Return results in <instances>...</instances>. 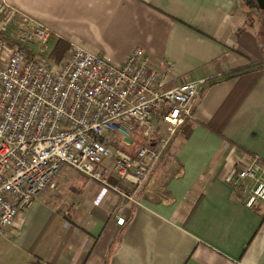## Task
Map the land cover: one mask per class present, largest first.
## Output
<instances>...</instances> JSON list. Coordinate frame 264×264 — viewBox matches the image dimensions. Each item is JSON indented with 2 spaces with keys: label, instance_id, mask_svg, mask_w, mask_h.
I'll list each match as a JSON object with an SVG mask.
<instances>
[{
  "label": "crops",
  "instance_id": "0c3cea01",
  "mask_svg": "<svg viewBox=\"0 0 264 264\" xmlns=\"http://www.w3.org/2000/svg\"><path fill=\"white\" fill-rule=\"evenodd\" d=\"M245 1L3 0L0 19L25 18L51 43L113 65L141 49L173 63V83L204 85L137 190L103 163L135 203L65 167L0 235V264H264V203L247 208L230 183L252 159L264 165V0Z\"/></svg>",
  "mask_w": 264,
  "mask_h": 264
},
{
  "label": "built area",
  "instance_id": "2783aa9c",
  "mask_svg": "<svg viewBox=\"0 0 264 264\" xmlns=\"http://www.w3.org/2000/svg\"><path fill=\"white\" fill-rule=\"evenodd\" d=\"M7 17L0 21V235L41 193L56 190V176L65 167L110 188L123 203H135L132 193L111 186L103 163L110 160L119 181L137 190L192 119L204 82L173 83V63L141 49L113 65L69 44L56 63L43 55L54 41L46 28L18 18L13 34L4 37ZM154 121L163 126L161 133ZM139 134L144 143L134 155L116 147L132 146ZM230 183L246 195L247 208L264 203V165L258 159Z\"/></svg>",
  "mask_w": 264,
  "mask_h": 264
},
{
  "label": "rangeland",
  "instance_id": "374dc122",
  "mask_svg": "<svg viewBox=\"0 0 264 264\" xmlns=\"http://www.w3.org/2000/svg\"><path fill=\"white\" fill-rule=\"evenodd\" d=\"M241 3H242V6L244 7V9H246V10H249V9H250L249 6H248V4L246 3L245 0H241ZM1 20L4 21V18H3V19H0V21H1ZM3 21H2V22H3ZM4 27H5V28L2 30V32H4V34H5L4 37H9V36H11V35L13 34L14 30H15V25H14L13 23H10V24H8V26H4ZM53 47H54V43L46 44V45L44 46V52H43V55L46 56V57H49L50 53H51L52 50H53ZM55 54H56V53H55ZM66 54H67V53H66V51H65V52H62V53H60V54H57V56H58L60 59H62L63 57L66 56ZM162 131H163V128H162ZM143 143H144V141H143V139L141 138V135L139 134L137 137L134 138L133 146L130 147L129 150H127L128 148H126L125 146H122L121 144H117L116 147L121 148V149H123V150H124V148H125L126 152L134 153V152L137 151V149H138L139 147H141V146L143 145ZM131 153H129V154H131ZM109 183H110V182H109ZM98 184H99V183H98ZM99 185H101V184H99ZM101 186H102L103 189L105 188L103 185H101ZM105 189H106V190H110V189H108V188H105Z\"/></svg>",
  "mask_w": 264,
  "mask_h": 264
},
{
  "label": "trees",
  "instance_id": "16d2710c",
  "mask_svg": "<svg viewBox=\"0 0 264 264\" xmlns=\"http://www.w3.org/2000/svg\"><path fill=\"white\" fill-rule=\"evenodd\" d=\"M11 44V43H9ZM69 48V45L62 42V41H57L55 44H54V47H53V50L52 52L50 53L49 55V59H51L53 62H56L58 63L61 59L57 56V54H60L62 52H67ZM24 49V52L28 55V56H31L32 54L30 52H27L26 48H23ZM56 53V54H55ZM241 73L238 72V74Z\"/></svg>",
  "mask_w": 264,
  "mask_h": 264
},
{
  "label": "water",
  "instance_id": "95a60500",
  "mask_svg": "<svg viewBox=\"0 0 264 264\" xmlns=\"http://www.w3.org/2000/svg\"><path fill=\"white\" fill-rule=\"evenodd\" d=\"M130 142V140H128Z\"/></svg>",
  "mask_w": 264,
  "mask_h": 264
}]
</instances>
